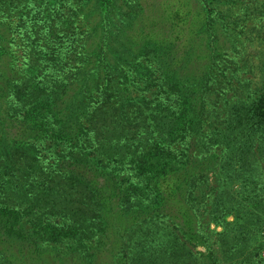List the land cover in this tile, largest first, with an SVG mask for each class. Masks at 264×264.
<instances>
[{"label": "trees", "instance_id": "1", "mask_svg": "<svg viewBox=\"0 0 264 264\" xmlns=\"http://www.w3.org/2000/svg\"><path fill=\"white\" fill-rule=\"evenodd\" d=\"M142 1L147 13L133 0H7L25 67L4 71L13 37L0 29V264H169L178 235L164 221L202 237L197 181L216 219L241 200L225 184L264 142V92L210 108L228 65L212 2ZM134 82L149 94L131 95Z\"/></svg>", "mask_w": 264, "mask_h": 264}, {"label": "rangeland", "instance_id": "2", "mask_svg": "<svg viewBox=\"0 0 264 264\" xmlns=\"http://www.w3.org/2000/svg\"><path fill=\"white\" fill-rule=\"evenodd\" d=\"M133 2L135 8L142 6L147 13L148 8L144 9L145 1ZM163 2L164 10L169 11L171 2L169 0ZM197 2L198 7H202L206 2H212L221 27L217 31L218 42L221 45L219 48L221 57L218 58L228 60V65L224 66L226 78L219 86L213 85L209 93V107H212L211 103L217 94L222 98L221 108L230 106L228 103L240 96L246 102L256 101L264 92V0H197ZM6 3L7 0H0V29L6 32L7 37H13L12 47L10 45L12 56H2L1 61H4V71L11 67L10 73L21 75L25 67V63L23 64L25 57L17 33L23 27L20 26L18 15L8 10ZM79 20L78 26H83L86 22L82 16H79ZM149 22L151 20L147 21V24ZM213 40L214 36L211 37V43ZM142 87V83L134 82L128 85L127 91L131 95L149 94ZM263 119L264 114L261 120ZM261 139H256L249 152L243 156L244 159L247 156L248 160H244L241 164L244 167L237 172L240 177L234 175V178L225 184L226 190L235 194L233 199L241 200H233L228 204L229 208L223 212L220 219L213 217L210 212L216 204L200 205L198 195L203 184L197 181L193 204L202 237L194 235L195 233L183 235L185 228L182 224L173 229V225L168 221L162 223L178 235L177 245L167 258L169 264H216L208 257L211 251L219 260L218 264H264V142H261ZM222 151L223 147L217 145L212 147L210 152L218 157L215 160L219 161ZM249 163L250 167H247ZM203 173L212 186H224L223 178L218 177L214 181L210 170L204 169ZM256 193L258 196L246 198L247 194ZM236 205L241 206L240 210L237 211ZM251 206H258V210L252 209ZM242 210L244 214L240 212ZM147 240H151V235Z\"/></svg>", "mask_w": 264, "mask_h": 264}]
</instances>
